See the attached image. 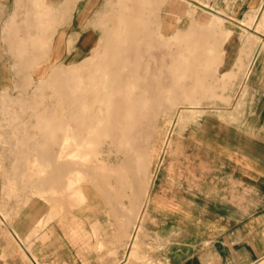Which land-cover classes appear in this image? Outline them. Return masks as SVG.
<instances>
[{"label":"rangeland","instance_id":"374dc122","mask_svg":"<svg viewBox=\"0 0 264 264\" xmlns=\"http://www.w3.org/2000/svg\"><path fill=\"white\" fill-rule=\"evenodd\" d=\"M165 2L101 0L96 45L55 64L52 3L0 9V264H33L51 242L102 249L114 238L106 229L149 262L136 250L154 241L156 196L201 154V136L187 132L204 118L216 131L246 99L240 77L217 70L221 19L167 27ZM85 228L96 232L79 235Z\"/></svg>","mask_w":264,"mask_h":264},{"label":"crops","instance_id":"0c3cea01","mask_svg":"<svg viewBox=\"0 0 264 264\" xmlns=\"http://www.w3.org/2000/svg\"><path fill=\"white\" fill-rule=\"evenodd\" d=\"M17 1L0 0V9ZM47 1L52 3V13L46 59L53 64L80 59L99 39L91 13L101 0ZM206 1L207 5L166 0L165 23L175 27L181 19L206 25L220 18L217 70L229 80L238 75L235 85L246 99L233 120L218 119L216 131L214 119L204 118L202 131L187 132V139L201 136V154H193V163H187L185 170H176V179L171 176L168 196H156L152 214L157 227L149 230L154 241L136 250L139 258L147 255L149 262L132 259L133 239L118 243L117 232L106 229V235L114 238L102 249L93 241L45 243L35 252L33 264H264V0ZM68 4L70 11L74 6L71 16L70 11L62 14ZM47 231L63 235L61 230ZM79 231L81 236L96 232ZM96 234L103 235L98 230Z\"/></svg>","mask_w":264,"mask_h":264}]
</instances>
